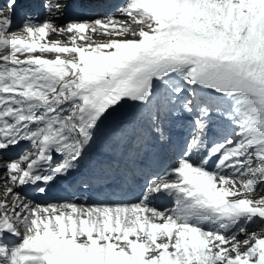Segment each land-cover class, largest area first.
<instances>
[{
    "label": "snow or ice",
    "instance_id": "obj_1",
    "mask_svg": "<svg viewBox=\"0 0 264 264\" xmlns=\"http://www.w3.org/2000/svg\"><path fill=\"white\" fill-rule=\"evenodd\" d=\"M53 19L26 16L12 31L0 8V171L11 184L0 187V264H264V196L252 195L264 192V0H124L112 15ZM177 122L186 132L174 142ZM109 133L176 149L138 202L41 204L18 190L85 183L77 173Z\"/></svg>",
    "mask_w": 264,
    "mask_h": 264
},
{
    "label": "rangeland",
    "instance_id": "obj_2",
    "mask_svg": "<svg viewBox=\"0 0 264 264\" xmlns=\"http://www.w3.org/2000/svg\"><path fill=\"white\" fill-rule=\"evenodd\" d=\"M119 18H120L121 20L125 19V17H123V16H121V17H119ZM66 35H67V34H65V36H60L59 39H61V40L65 39ZM108 38H109V37H107V36H105V35H95V36H94L95 41H104V40H106V39H108ZM129 38H131V37H129ZM252 195H253V198H259V197H261V196H264V192H262V191H256V192L253 193ZM0 199H2L1 195H0ZM249 230H250V231H257V230H258V226H257V227L251 226V227H249ZM242 238H243V237H241V239H242ZM242 250H243V249H242Z\"/></svg>",
    "mask_w": 264,
    "mask_h": 264
}]
</instances>
